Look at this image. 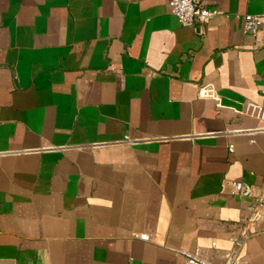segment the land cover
Here are the masks:
<instances>
[{"label":"crops","instance_id":"0c3cea01","mask_svg":"<svg viewBox=\"0 0 264 264\" xmlns=\"http://www.w3.org/2000/svg\"><path fill=\"white\" fill-rule=\"evenodd\" d=\"M203 1L221 13L191 27L169 0H0V264L235 246L234 183L264 184V25L244 31L264 0Z\"/></svg>","mask_w":264,"mask_h":264},{"label":"built area","instance_id":"2783aa9c","mask_svg":"<svg viewBox=\"0 0 264 264\" xmlns=\"http://www.w3.org/2000/svg\"><path fill=\"white\" fill-rule=\"evenodd\" d=\"M169 6L171 12L176 15L182 25L191 27H195L199 23H208L214 16L221 13L219 9L206 6L203 0H169ZM263 25L264 13L247 14L244 31L248 34L257 35ZM234 187L236 194L253 199L251 204L242 208L239 218V237L234 238L235 246L223 252L219 262L206 258L199 248L194 251H183L185 264H244L240 257V247L251 236L248 225L251 222L264 219V184L255 185L248 181L238 180L235 181ZM136 236L144 240L150 238L148 234Z\"/></svg>","mask_w":264,"mask_h":264}]
</instances>
